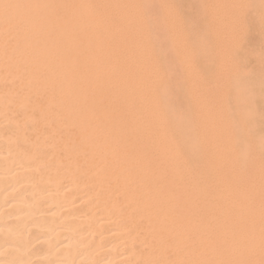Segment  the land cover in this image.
<instances>
[{
  "label": "bare ground",
  "instance_id": "6f19581e",
  "mask_svg": "<svg viewBox=\"0 0 264 264\" xmlns=\"http://www.w3.org/2000/svg\"><path fill=\"white\" fill-rule=\"evenodd\" d=\"M86 11L84 0H0V264H264L258 122L244 117L230 155L213 146L200 164L203 149L183 150L165 119L103 106Z\"/></svg>",
  "mask_w": 264,
  "mask_h": 264
},
{
  "label": "rangeland",
  "instance_id": "374dc122",
  "mask_svg": "<svg viewBox=\"0 0 264 264\" xmlns=\"http://www.w3.org/2000/svg\"><path fill=\"white\" fill-rule=\"evenodd\" d=\"M104 3L106 6L103 5ZM115 5L118 7L116 8ZM84 6L87 11L84 13L86 25L83 24V27L86 29H83V38L87 45L90 43V49L85 53V62L89 60L86 63L87 68L96 73H94L93 88L104 87L97 90L100 94L99 101L103 106L106 104L105 106L112 107L115 104L116 112L123 111L128 115L131 113L134 118L144 119L146 114H151L152 119H165L161 120L166 122L165 133L177 135L174 137L176 141L179 138L178 144H182L181 147L187 153H196L194 155H197V161L199 160L200 164L210 148L203 162L212 164L214 160L211 156L218 152L222 158L228 157L231 148L228 143L231 137L236 139V142L237 139L240 141L243 135L241 127L246 122L245 119H254L258 124L253 132L259 134V159L261 166L264 167V0H119V2L118 0H84ZM112 16L114 24L111 23ZM119 18L123 23L118 21ZM90 36L93 37L89 38ZM105 95L109 96V99L105 98L107 101L102 98ZM161 110L169 111L161 115ZM240 110L244 113L242 114ZM172 112H174L173 115ZM201 115L204 116L201 117ZM229 120L231 122L233 120L234 123H232L235 126L229 123ZM198 122L201 124L197 126ZM221 123L226 124V127H223ZM206 125H209L208 129ZM229 125L230 127H227ZM202 127L207 131L205 132ZM217 127L219 129H216ZM173 131L176 133L172 134ZM233 131H237L236 134ZM216 132H218L217 137L214 134ZM184 133L188 136H183ZM213 135L216 139L219 137L220 139L215 141ZM197 137L198 140H196ZM202 138H204L203 142ZM211 139H214V142ZM181 140H184L183 143ZM213 146L219 151H213ZM194 148L205 149V151L197 150V152Z\"/></svg>",
  "mask_w": 264,
  "mask_h": 264
}]
</instances>
